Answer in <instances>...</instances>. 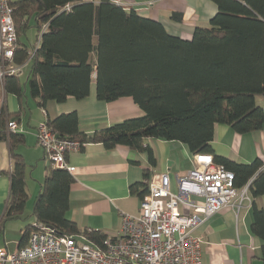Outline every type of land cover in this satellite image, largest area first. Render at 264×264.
I'll use <instances>...</instances> for the list:
<instances>
[{
  "label": "trees",
  "instance_id": "trees-1",
  "mask_svg": "<svg viewBox=\"0 0 264 264\" xmlns=\"http://www.w3.org/2000/svg\"><path fill=\"white\" fill-rule=\"evenodd\" d=\"M213 1L217 11L209 25L196 26L192 37L183 39L168 33L157 20L114 0H11L17 44L9 63L29 67L30 95L44 111L48 102L87 96L95 69L98 99L130 96L144 112L91 134L79 130L76 111L47 116L45 122L59 137L83 144L100 142L107 149L123 144L143 150L151 166L156 159L143 141L149 137L180 141L193 154L210 153L215 124H228L239 133L264 126V108L255 102L257 95H264V0ZM30 18L38 29L39 43L36 40L27 47L18 41ZM44 23L46 28L40 31ZM22 91L19 74H5L0 95L20 97ZM11 115L0 105V140L9 143L13 160L0 225L22 218L27 200L26 166L15 151L23 135L8 129ZM213 159L233 171L237 187L250 180L251 230L262 241L258 257L259 264H264V208L254 202L264 196L261 161L241 163L216 154ZM48 166L30 216L59 235L82 232L100 245L104 234L79 230L67 216L71 173ZM130 190L141 195L146 191L145 180L131 184ZM26 236L23 232L18 245L25 243Z\"/></svg>",
  "mask_w": 264,
  "mask_h": 264
},
{
  "label": "crops",
  "instance_id": "crops-1",
  "mask_svg": "<svg viewBox=\"0 0 264 264\" xmlns=\"http://www.w3.org/2000/svg\"><path fill=\"white\" fill-rule=\"evenodd\" d=\"M114 1L143 17L157 20L168 33L183 39H190L196 26H208L210 18L217 11L213 0ZM96 40L94 36L93 42L96 43ZM26 66L19 72V80L23 79L20 80L22 95L18 97L13 93L2 92L0 105L6 113L12 114L9 120H17L20 129L17 133L23 135L15 151L26 166L27 200L24 213L30 216L49 169L43 151L36 142L35 131L39 122L45 121L47 116L53 118L61 113L76 111L79 130L91 134L124 119L142 116L144 112L130 96L111 101L98 99L95 94V69L91 73L87 96L81 99L69 96L60 103L48 102L44 111L37 105V98L30 95L27 72L23 71ZM255 102L264 108V95H257ZM26 107L31 108L27 124L23 120L27 117ZM35 111L36 120L30 125ZM143 141L154 153V166L149 165L146 151L123 144L107 149L100 142H89L83 144L80 150L68 154L67 161L75 169L71 172L73 182L69 189L70 208L67 216L79 230L91 229L105 237L118 234L121 216L124 213L136 214L139 210L140 195L130 190L131 184L146 182L152 172H167L171 178V189L176 191L175 176L189 169L193 153L186 144L176 140L149 137ZM211 147L213 151L209 154L212 156L216 154L241 163L258 159L264 171V126L239 133L228 124L217 123ZM12 163L9 143L0 140V217L8 201ZM145 173H148L146 178ZM254 202L264 208V196L256 197ZM251 222V204L245 203L238 212L223 208L197 226L193 234L203 239L201 264H259L262 241L253 234ZM28 224L10 219L0 225V246L14 250ZM14 228L18 229L17 233ZM10 244H13L11 249Z\"/></svg>",
  "mask_w": 264,
  "mask_h": 264
},
{
  "label": "built area",
  "instance_id": "built-area-1",
  "mask_svg": "<svg viewBox=\"0 0 264 264\" xmlns=\"http://www.w3.org/2000/svg\"><path fill=\"white\" fill-rule=\"evenodd\" d=\"M12 13L11 0H0V82L5 74L22 70V66L9 63L17 44ZM45 28L46 23L40 31ZM36 40L38 45L39 37ZM34 50H29L30 57ZM7 127L20 131L15 119H10ZM35 136L48 164L74 171L67 156L80 150L83 143L59 137L45 121L37 124ZM175 180L176 191H172L167 172H152L139 197L138 212L124 213L120 232L106 236L100 245L82 232L59 235L51 226L33 221L24 230L23 245L14 250L0 246V264H201L203 239L193 230L223 208L238 212L245 203L251 204L250 180L237 187L233 171L214 162L209 153H194L189 169L176 174Z\"/></svg>",
  "mask_w": 264,
  "mask_h": 264
},
{
  "label": "rangeland",
  "instance_id": "rangeland-1",
  "mask_svg": "<svg viewBox=\"0 0 264 264\" xmlns=\"http://www.w3.org/2000/svg\"><path fill=\"white\" fill-rule=\"evenodd\" d=\"M13 1L16 2L18 0H13ZM37 34H38V29L34 25L33 18H30V22L28 23V26L24 30L21 29L20 32H19V35H20L19 36V41H18L19 45L29 47L30 44H33L36 41ZM23 71H26L28 73L29 72V67L24 68ZM20 80H23V79L20 78ZM35 106L37 107L36 104H35ZM33 108H35V107H33ZM25 110L27 111V117H25L23 120H24V123L27 124L28 116L31 115L30 114L31 108L29 109L28 107H26ZM36 116H37V112L35 111L32 114V116H31L30 125H32V122H34V120H36ZM172 191H174V190H172ZM31 219H33L32 216H27V213H24V216L22 218H18V219H14V220H16V222H22V223H26V224L29 223L30 224L31 223V221H30ZM13 230L15 231V233H17V231H18L17 228H14ZM16 239H18V238H16ZM12 246H13V244H10V249L12 248Z\"/></svg>",
  "mask_w": 264,
  "mask_h": 264
}]
</instances>
